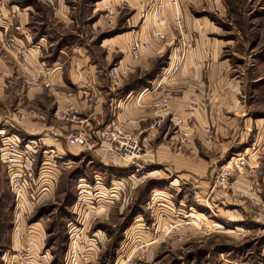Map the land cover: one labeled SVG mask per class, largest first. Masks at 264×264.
I'll return each mask as SVG.
<instances>
[{"label": "rangeland", "instance_id": "374dc122", "mask_svg": "<svg viewBox=\"0 0 264 264\" xmlns=\"http://www.w3.org/2000/svg\"><path fill=\"white\" fill-rule=\"evenodd\" d=\"M64 1L75 19L65 28L77 33L79 43L88 48L103 72L108 73L113 88L139 90L143 85L151 84L160 74H163V78L167 77V67L173 60L175 65L169 73H177L178 66L189 52L188 56L193 61H205V65L196 70L201 73L203 80L212 77L208 76L210 69L207 62L222 61L223 65L214 67V75L225 76L235 82L239 103L245 101L252 115L264 120V0H218V3L215 0H176L189 12L187 18L179 13L170 19H161V13L154 20L150 14L155 3L161 1L164 10L165 0ZM167 1L174 4V0ZM153 21L161 29L155 34L161 37L158 54L147 67L140 69L139 64L132 75L124 78L118 70L123 54L130 58L128 50L132 38L139 37L141 26L152 30ZM126 32L131 40L125 48H113V43L118 44L124 39L123 36L127 34H123ZM113 37L117 39L109 41ZM141 38L149 40L150 36L147 39ZM135 61L140 63L137 59ZM114 74L118 75L117 82L112 81ZM215 83L214 80L213 85ZM206 89L201 85L202 102L208 104L209 99L218 92L208 90V85ZM162 103L165 104L164 101ZM117 130L121 136L128 137ZM168 131L160 134L166 140L173 133L172 128ZM11 135L0 134V145L1 136ZM128 141L129 148L132 140L129 138ZM198 142V153L212 152L205 150V146ZM100 143H96L92 149L100 147ZM259 144L261 142H254L242 151L232 150L217 166L219 168L232 156L241 154L251 159L254 173H235L226 187L213 185L215 174L209 192L202 196L196 195L193 187L175 181L174 176L161 166L136 165L135 161H139L142 156L140 140L137 142L138 151L137 147L130 148L137 153L134 155L137 160L133 164L122 165L121 169L109 168L99 159L86 154L64 168L61 167L63 159L58 158V153L41 145L37 154L38 172L30 186L22 188L18 199L6 167L0 160V264H4L3 255L6 252H23L21 244L31 239L36 242L39 251L47 253V264H63L71 235L68 230L71 221L77 223V229L72 231L78 232L82 238L92 231H100L98 234L104 237L95 264H264V219L260 214L264 202V183L260 182L264 175V158L260 157L264 152L258 149ZM113 147L114 144H108L105 148L109 152H119L117 146ZM43 151L49 154H43ZM46 155H52L54 160L45 159ZM258 168H261V174ZM131 175L137 178L136 185L127 179ZM95 177L101 178L106 187H110L107 183L122 178L121 183L113 185L115 190H118L117 186L123 189L118 197L115 192L111 199L101 201L100 206L87 213L86 217L84 214L81 222L87 225L83 229L79 216L74 212L79 206L78 184H93ZM239 179H258L257 197L239 191ZM218 190L224 193L223 197L220 198L219 193V197L216 196ZM27 203L34 207L24 208ZM187 220L188 223L185 222ZM140 224L148 226L142 240L147 242L151 234L156 240L153 243L147 242L148 248L143 254L137 253L129 244L121 249L120 244L126 232L141 227ZM32 226L35 233L30 231ZM13 240L20 242V245H15Z\"/></svg>", "mask_w": 264, "mask_h": 264}, {"label": "crops", "instance_id": "0c3cea01", "mask_svg": "<svg viewBox=\"0 0 264 264\" xmlns=\"http://www.w3.org/2000/svg\"><path fill=\"white\" fill-rule=\"evenodd\" d=\"M215 2L218 3V0ZM165 3L161 19H170L175 14H182L186 18L189 15L187 9L176 0L174 4L167 0ZM70 13L71 10L64 0H0V133H11L23 140H36L40 147L43 145L52 148L50 151L55 150L58 158L63 159L61 164H71V161L86 154L115 169H121L122 165L133 164L137 160L134 156L137 153L130 148L137 147L138 151L137 142L140 140L142 156L139 161H135L136 165L161 166L178 183L193 187L194 193L199 196L209 192L218 162L232 150L242 151L254 142H261L258 149L264 152V120L253 116L245 101L239 103L235 94V82L225 76L214 75V67L223 65L222 61L207 62L210 69L208 76L212 77L203 80L201 73L196 70L205 65V61H193L188 52L186 59L178 66L179 71L173 73L174 75L169 71L174 67L175 60L167 67V77L163 78V74H160L151 84L143 85L139 90L129 87L126 91L118 90L111 86L108 73L103 72L88 48L79 43L77 33L65 28L75 20ZM150 18L154 20L152 11ZM155 23L153 21L152 30L141 26L140 38H137L150 41V47L141 50L137 59L140 63L135 61L129 50L130 60L127 54H123L118 70L124 78L132 75L139 68V64L140 69L147 67L158 54L161 37L155 34L161 29ZM17 24L20 25L19 30L15 29ZM148 34L149 40L141 38H146ZM123 35H126L123 36L124 39L118 44L113 43V48H125L131 38L128 32ZM116 37L109 41H114ZM11 38L14 39L12 47L5 46V41ZM137 38H132L131 42ZM32 44L39 46L31 47L22 56L20 48ZM45 69L48 71L50 84L26 85L24 78L42 72L45 74ZM214 80L216 83L213 85ZM198 84L201 93L198 91ZM201 85H204L206 91L208 85V90L218 92L209 99L208 104L202 102ZM62 114L65 115L64 118H61ZM110 120H116V128L127 134L128 140H132L130 147H126L128 151L124 153L127 158L116 150L109 152L105 147L111 143L101 141L102 133ZM166 127L173 130L167 140L164 135H160L161 132H169ZM79 131L87 133L95 144L102 142L101 146L89 149L68 144V135ZM198 140L205 146V150L212 152L198 153ZM53 158L52 155L45 157L50 161ZM263 158L264 155H261L260 159ZM37 165L38 162L36 173L39 167ZM260 169L258 168V173L261 174ZM133 176L127 179L136 185L138 180ZM122 180L111 181L107 186L121 183ZM237 181L239 191L257 197L258 179ZM260 182L264 183V175ZM121 189L122 186L116 191V197ZM213 190L212 188L211 191ZM218 193L220 198L223 197L221 190L215 192L216 196ZM33 207L29 203L24 204L26 209ZM71 222L69 228L75 226L73 228L77 229V223ZM140 226L130 231L136 234L133 237L139 235L142 239L148 226ZM30 229L33 232L35 228L32 226ZM99 232L86 233L84 239L82 238L85 242L80 264H95L99 258L104 241ZM126 234L129 236V231ZM154 237L151 234L147 242L153 243L156 240ZM14 243L20 245V242ZM21 245L28 252L27 264L49 262L47 253L39 251L34 240ZM124 247L126 246L123 245L121 249Z\"/></svg>", "mask_w": 264, "mask_h": 264}, {"label": "built area", "instance_id": "2783aa9c", "mask_svg": "<svg viewBox=\"0 0 264 264\" xmlns=\"http://www.w3.org/2000/svg\"><path fill=\"white\" fill-rule=\"evenodd\" d=\"M154 10H152L153 16L155 19L160 17V14L163 10V5L161 1H157L154 5ZM15 29L19 30L20 25H15ZM14 44V39L11 38L8 41H5L4 45L7 47H12ZM38 44H32V46L22 47L20 48V54L25 56L31 47H38ZM149 42H142L140 39H134L130 44V53L133 58L138 59L140 57L141 50L143 48H149ZM39 71V68H38ZM45 74L38 73L32 76L25 78V83L27 85L32 84H50L51 80L49 75L47 74V70L45 69ZM112 81H118V75L114 74L112 76ZM65 115L62 114L61 118H64ZM117 124L113 120L107 125L106 132L103 133V141L114 144V147H118L119 152L125 153L126 147L128 145V138L121 136L117 130ZM2 134V133H0ZM102 141V140H101ZM67 143L70 145L83 146L89 149L95 147V143L91 141L89 135L85 132L79 131L68 135ZM40 149V144L36 140L26 139L25 141L19 138L17 135H11L10 137L1 136V145H0V160L4 163L7 174L9 176L11 186L15 191L17 199L21 197L22 188H28L30 186L31 181L34 179V175L36 174V162H37V154ZM43 154H49L43 151ZM50 155H46L48 157ZM251 159H247L244 155L238 154V156H232L225 163L221 164L218 168V171L215 176L214 186H222L226 187L230 183V179L233 177L235 173L244 174L245 172L254 173V166L250 164ZM61 167H68V163H62ZM97 177V176H96ZM94 179L93 184H78V203L79 206L74 209V212L77 214L79 222L83 221V217H85L87 213L96 209L100 206V203L108 201L107 199H111L113 197V193L117 190L114 189V185H110V187H106L105 183L101 178ZM21 180L23 183L21 184ZM84 184V185H83ZM86 186V187H85ZM94 187V188H93ZM96 187V188H95ZM102 187V188H101ZM119 189L120 186H117ZM95 191H94V190ZM109 195V196H108ZM108 196V197H107ZM81 201V202H80ZM102 201V202H101ZM112 202L114 200H111ZM91 204V205H90ZM90 207V209L88 208ZM261 217L264 219V202L261 204L260 208ZM188 223L189 221H185ZM72 223V222H70ZM82 223V222H81ZM83 225V223H82ZM75 226L69 228L71 232L69 242L67 245V249L64 255L63 264H80L79 259L80 256L83 255L82 246H84L85 240L79 236V233L73 230ZM136 234H132L130 232L125 235L124 240L120 244V248L123 245L129 244L133 250H135L139 254H143L147 251L148 243L143 241L139 237H133ZM94 239V238H92ZM95 240V239H94ZM28 252L23 251L21 253H11L6 252L3 255L4 264H27L28 260Z\"/></svg>", "mask_w": 264, "mask_h": 264}]
</instances>
